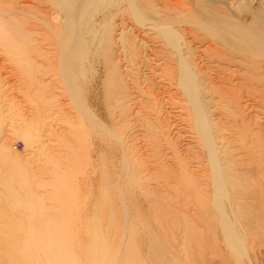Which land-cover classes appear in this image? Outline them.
I'll return each mask as SVG.
<instances>
[{"label": "rangeland", "instance_id": "rangeland-1", "mask_svg": "<svg viewBox=\"0 0 264 264\" xmlns=\"http://www.w3.org/2000/svg\"><path fill=\"white\" fill-rule=\"evenodd\" d=\"M241 2L258 5L264 0ZM37 4L0 0L2 9L17 10L28 23L34 22V16L41 18L32 14ZM246 7V3L237 6L234 14L243 16ZM138 28H134L136 36L126 34L123 52L116 43L111 53L114 63L128 66L127 77L116 81L128 95L122 104L111 100L115 107L109 108L101 67L88 73L82 84L83 103L99 128L89 123L80 103L68 94L55 70L53 47L41 42L44 33L34 36L45 45L36 57L30 54V67L0 52V221H4L0 230L6 227V232L11 224L15 231L19 228L13 231L18 243L27 242L32 229L43 240L55 238L78 245L87 258L85 264H264V225L256 222L264 221V204L257 211L261 199L264 203V162L254 161V155L243 157L242 143L230 150L233 174L240 176L238 184L244 187L243 201L238 202L244 206V218L251 219L247 225L239 224L244 244L235 250L226 242L218 214L209 206L194 207L209 202L208 183L193 174L197 165L188 158L200 150L185 125L187 115L181 109L185 104L170 85L171 66L160 40ZM238 91L232 98H241L242 115L253 118L264 132V102H250L252 97ZM206 166L203 159L202 171L208 175ZM164 181L171 184L163 187ZM119 198L126 203L127 214L116 206ZM109 202L115 203L113 208ZM1 250L0 264H6Z\"/></svg>", "mask_w": 264, "mask_h": 264}, {"label": "bare ground", "instance_id": "bare-ground-1", "mask_svg": "<svg viewBox=\"0 0 264 264\" xmlns=\"http://www.w3.org/2000/svg\"><path fill=\"white\" fill-rule=\"evenodd\" d=\"M33 1L38 4L32 14H37L41 18L38 20L34 16L32 23L19 17L17 10L0 7V52L10 54V61L19 64L21 62L25 67H27L26 65L30 67L31 64L33 65L31 55H38L39 47L42 48L45 43L47 46L51 45L57 55L55 70L66 85L68 94L80 103V111L87 113L89 123L98 128L100 123L95 121L82 99L84 97H82L84 89L82 84L86 82L88 73L94 71L96 66L101 67L105 97L109 101V108L113 110L115 106L113 103L111 104V100L121 103V99L128 96L124 95V91H121L116 82L120 76L127 77L125 73L128 71V66H123L124 71H121L123 67L119 66L117 62L114 63L112 58L114 55L111 54L114 53L113 44H120L119 50L123 52L126 34L136 36L134 28L137 26H139V30L160 40L161 50L166 54L165 60L171 66L168 69L170 85L174 86L177 99L185 104L181 108L187 115L185 125L200 150L199 154L191 156L192 158L188 157L193 160L189 161L190 163L197 165L196 172L193 174H199V177L208 183L209 202L195 204L194 207L196 206L197 209H205L203 206L212 208L211 210L219 216H217L219 218L218 225L227 240L226 242H229L231 248L235 250L241 249L244 243L242 236L239 235V224L242 222L248 224L251 219L244 218L245 214L242 212L244 206L241 207L238 202L243 199L244 187H242L243 184H241L242 186L238 184L240 176H236V173L233 174L234 165L231 156L234 154L230 150L237 143H242L239 149L243 157L246 156L249 159L251 155H254V161L264 162V132L259 131L260 128L258 124L254 123L253 118L247 120V117L242 115L241 98L232 97L235 90L238 89V92L242 90L245 92V97H252L253 101L248 98L250 102L257 100L264 102V3L252 5L250 2H241L243 0H236L238 2L220 0ZM14 2H18V0H14ZM245 3L247 9L244 15H235L236 7ZM139 30L138 32H141ZM40 33H44L43 38L40 37L41 42H45L43 44L40 42L42 45L38 43L40 38L34 37L42 36ZM138 43H140L139 40ZM143 43L142 40L141 44L145 45ZM203 44H206L205 47H202ZM166 48H169L170 52ZM128 79L130 80V78ZM144 80L146 83V77ZM124 90L126 89L124 88ZM138 99L135 100L141 103V100ZM244 102L248 103L246 100ZM138 105L140 106V104ZM253 126L256 129L253 130ZM245 141H248V144ZM203 159L207 163L206 169H209L208 175L202 171L204 169ZM167 184H171V182L164 181L163 187H166ZM119 199L116 206L127 214L126 203ZM259 201H256V205ZM261 201L257 206V211L264 204ZM112 204L115 203L109 202V207H112ZM249 205L251 204L245 206ZM256 222L264 225L262 218ZM254 224L256 223L254 222ZM11 227L6 232L4 230L6 227L0 230V234L4 235L0 236L2 244L0 246L3 248L1 250L4 252L2 257L6 264H85L87 260L78 245L74 246L70 243L67 244L66 241H58L50 237L49 240H43V235L33 234L34 230L32 229L29 230L31 232L26 237L28 241L18 243L14 240L16 237H13L15 235L13 231L17 232L19 228L15 231L12 224ZM20 228L22 231V227ZM48 232L47 234H49Z\"/></svg>", "mask_w": 264, "mask_h": 264}]
</instances>
